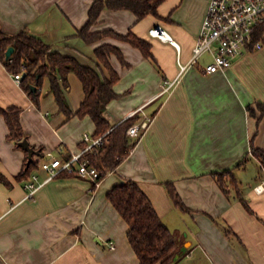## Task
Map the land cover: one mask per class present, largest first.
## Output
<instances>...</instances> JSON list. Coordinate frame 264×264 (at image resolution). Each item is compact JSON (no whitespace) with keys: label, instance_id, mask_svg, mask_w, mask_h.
Here are the masks:
<instances>
[{"label":"crops","instance_id":"obj_1","mask_svg":"<svg viewBox=\"0 0 264 264\" xmlns=\"http://www.w3.org/2000/svg\"><path fill=\"white\" fill-rule=\"evenodd\" d=\"M95 1L0 0V22L8 34L26 29L53 51L93 66L98 46H117L129 65L110 56L120 75L114 86L119 96L105 115L114 126L135 111L153 120L96 187L89 178L62 174L28 197L26 180L16 179L26 152L9 140L0 113V172L9 180L0 182V264H141L128 238L129 225L108 197L127 179L139 183L178 237L181 254L173 264H264V169L251 151L252 145L264 150V41L223 72L203 71L212 59L206 54L180 74L178 60L190 62L211 0H164L159 16L142 19L129 9L102 10L91 32L132 31L151 43L156 62L128 41L104 36L88 43L80 36ZM156 24L179 47L151 36ZM69 82L72 115L60 110L48 77L36 103L0 59V107L22 108L23 129L46 157L80 152L85 136L96 129L90 116L75 115L85 97L82 81L72 72ZM228 169L234 176L224 177L223 184L215 172ZM36 171L46 178V172ZM168 181L188 209L174 202Z\"/></svg>","mask_w":264,"mask_h":264},{"label":"trees","instance_id":"obj_2","mask_svg":"<svg viewBox=\"0 0 264 264\" xmlns=\"http://www.w3.org/2000/svg\"><path fill=\"white\" fill-rule=\"evenodd\" d=\"M164 0H96L90 8L89 21L79 31L88 43L99 41L104 36H112L130 42L138 47L145 57L155 61L152 54V45L149 41L138 37L132 31L127 34L118 33L112 29L91 32L92 26L99 23L103 9H129L139 19L150 14L159 16L158 7ZM254 39L264 41V23L254 33ZM13 46L14 51L7 57L8 49ZM116 54L125 65L122 51L109 43L102 44L95 49L96 65L81 62L77 57L65 55L53 51L49 43L35 36L28 30L11 35L5 32L0 22V59L13 74L23 73L21 85L39 103L40 89L45 77L51 84V91L60 110L67 115L73 111L69 106L66 92L70 88L69 75L74 72L82 81L85 97L75 115L79 117L90 116L96 126L94 137L101 136L111 129L106 135L107 142L93 151L85 153L84 157L95 165L100 172V181L109 171H113L130 154L140 137H131L128 129L142 116L136 114L123 120L118 125H112L105 112L109 103L119 96L115 92V83L119 80V73L113 68L110 56ZM156 62V61H155ZM31 85H36L33 91ZM251 109V108H250ZM22 108L19 106L0 107V113L4 115L9 127L8 138L15 142L18 148H22L20 141L28 138L21 123ZM251 112L253 110L251 109ZM35 147V146H34ZM36 148V147H35ZM42 152L41 147L36 148ZM251 151L261 163L264 169V150L252 145ZM26 152L23 170L16 176L17 180H27L39 164V155H35V161L28 166V152ZM246 158L237 166L245 163ZM218 178L225 184L224 177L233 178V169L215 172ZM0 182L9 184L8 178L0 172ZM174 202L184 209H188L176 191L174 183H165ZM94 186L97 183L94 182ZM108 197L129 225L128 238L137 253L141 264H173L175 256L180 252L181 243L178 237L165 224L158 214L151 199L142 189L139 183L133 179H127L124 183L114 186L108 193Z\"/></svg>","mask_w":264,"mask_h":264},{"label":"built area","instance_id":"obj_3","mask_svg":"<svg viewBox=\"0 0 264 264\" xmlns=\"http://www.w3.org/2000/svg\"><path fill=\"white\" fill-rule=\"evenodd\" d=\"M262 23H264V0H211L190 62L184 63L180 58L178 60L180 74H183L188 66L198 63L206 54H210L212 59L205 65L203 69L205 73L223 72L231 68L235 60L246 50L261 45V41L254 39V33ZM149 33L153 37L169 41L179 47V44L161 24L152 26ZM23 76L22 72L14 74L19 84ZM136 114H138L137 111L132 112L129 117ZM152 120V115L143 112L142 117L129 127L128 134L131 137L142 136ZM110 131L111 129L98 137L86 135L84 138L87 142L86 146L69 158L53 154L49 157L41 156L38 168L46 172L47 176L42 180L38 171L29 176L25 182L28 197L33 196L44 183L62 174H75L89 178L98 185L101 182L100 172L84 155L107 142L106 135ZM260 186L262 185L257 187ZM110 246L112 249L116 248L113 241L110 242Z\"/></svg>","mask_w":264,"mask_h":264},{"label":"water","instance_id":"obj_4","mask_svg":"<svg viewBox=\"0 0 264 264\" xmlns=\"http://www.w3.org/2000/svg\"><path fill=\"white\" fill-rule=\"evenodd\" d=\"M14 51V47L11 46L8 51H7V57L11 56V54L13 53ZM25 77V74L24 76ZM31 89L33 91H35L37 89V86L36 85H31ZM20 145L21 147L26 150L28 152V157H29V160H28V166L35 161V155H39L41 156L42 155V152L39 150V149H36L33 145H31L30 141L28 138H24L22 141H20ZM50 154L47 156L49 157ZM188 248V245L186 244L184 247H182V251H186ZM181 252H179L175 257L178 258L180 256Z\"/></svg>","mask_w":264,"mask_h":264},{"label":"bare ground","instance_id":"obj_5","mask_svg":"<svg viewBox=\"0 0 264 264\" xmlns=\"http://www.w3.org/2000/svg\"><path fill=\"white\" fill-rule=\"evenodd\" d=\"M40 158V157H39Z\"/></svg>","mask_w":264,"mask_h":264}]
</instances>
